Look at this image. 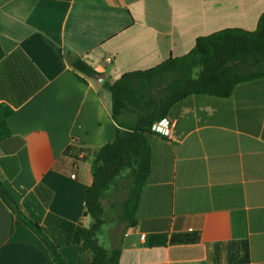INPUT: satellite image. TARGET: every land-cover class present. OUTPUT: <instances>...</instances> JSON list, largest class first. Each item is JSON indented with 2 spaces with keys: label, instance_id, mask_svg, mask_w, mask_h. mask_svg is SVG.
<instances>
[{
  "label": "crops",
  "instance_id": "1",
  "mask_svg": "<svg viewBox=\"0 0 264 264\" xmlns=\"http://www.w3.org/2000/svg\"><path fill=\"white\" fill-rule=\"evenodd\" d=\"M263 13L264 0H0V107L11 110L0 181L30 210L37 185L50 191L40 224L67 264L90 225L91 161L116 134L106 86L199 37L253 31ZM75 57L96 74L74 70ZM166 117L171 136L148 138L135 224L111 241L118 264H264V78L228 98L188 96ZM0 264H53L1 198Z\"/></svg>",
  "mask_w": 264,
  "mask_h": 264
},
{
  "label": "trees",
  "instance_id": "2",
  "mask_svg": "<svg viewBox=\"0 0 264 264\" xmlns=\"http://www.w3.org/2000/svg\"><path fill=\"white\" fill-rule=\"evenodd\" d=\"M68 62L85 76L96 74L84 60L75 57ZM261 78H264V13L253 31L224 29L199 37L187 54L169 58L148 70L125 73L106 86L116 134L91 161L92 183L85 196V216L90 225L80 229L76 264H118L119 249L107 250L98 243L97 235L106 222L102 201L126 174L129 182L118 220L127 226L135 224L142 188L150 172L148 138L155 135L151 132L152 124L166 117L174 104L188 96L228 98L237 85ZM10 114V109L0 107V143L10 137L6 125ZM34 194L38 204L30 210L27 202H17L0 181V198L16 219L37 236L53 264H67L59 246L40 224L51 193L37 185ZM87 253L89 260L85 259Z\"/></svg>",
  "mask_w": 264,
  "mask_h": 264
},
{
  "label": "rangeland",
  "instance_id": "3",
  "mask_svg": "<svg viewBox=\"0 0 264 264\" xmlns=\"http://www.w3.org/2000/svg\"><path fill=\"white\" fill-rule=\"evenodd\" d=\"M129 177L124 174L122 178L119 179L117 187L111 190L102 201V206L104 208V219L105 223L102 226L100 233L97 235L98 243L105 249H111V241L117 226H122L125 224L119 219V211L121 201L123 199L127 184L129 182ZM90 255L87 253L85 259L89 260Z\"/></svg>",
  "mask_w": 264,
  "mask_h": 264
},
{
  "label": "built area",
  "instance_id": "4",
  "mask_svg": "<svg viewBox=\"0 0 264 264\" xmlns=\"http://www.w3.org/2000/svg\"><path fill=\"white\" fill-rule=\"evenodd\" d=\"M110 59H107V62H109ZM174 124L171 120H169L167 117H164L157 122H154L151 126V132L153 134L163 136V137H170L172 134Z\"/></svg>",
  "mask_w": 264,
  "mask_h": 264
}]
</instances>
